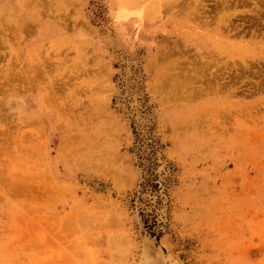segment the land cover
Masks as SVG:
<instances>
[{
	"label": "rangeland",
	"instance_id": "rangeland-1",
	"mask_svg": "<svg viewBox=\"0 0 264 264\" xmlns=\"http://www.w3.org/2000/svg\"><path fill=\"white\" fill-rule=\"evenodd\" d=\"M0 264H264V0H0Z\"/></svg>",
	"mask_w": 264,
	"mask_h": 264
},
{
	"label": "bare ground",
	"instance_id": "bare-ground-1",
	"mask_svg": "<svg viewBox=\"0 0 264 264\" xmlns=\"http://www.w3.org/2000/svg\"><path fill=\"white\" fill-rule=\"evenodd\" d=\"M223 4V3H222ZM225 10H227V9H225ZM221 46V45H220ZM237 48V47H236ZM240 49V48H239ZM179 83V82H178ZM191 85V84H190ZM192 88V87H191ZM184 96V95H183ZM160 257V256H159Z\"/></svg>",
	"mask_w": 264,
	"mask_h": 264
},
{
	"label": "trees",
	"instance_id": "trees-1",
	"mask_svg": "<svg viewBox=\"0 0 264 264\" xmlns=\"http://www.w3.org/2000/svg\"><path fill=\"white\" fill-rule=\"evenodd\" d=\"M156 239V238H155Z\"/></svg>",
	"mask_w": 264,
	"mask_h": 264
}]
</instances>
